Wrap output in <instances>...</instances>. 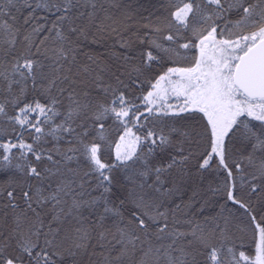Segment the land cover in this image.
Instances as JSON below:
<instances>
[{
  "label": "snow or ice",
  "instance_id": "obj_1",
  "mask_svg": "<svg viewBox=\"0 0 264 264\" xmlns=\"http://www.w3.org/2000/svg\"><path fill=\"white\" fill-rule=\"evenodd\" d=\"M17 2L0 0V38L7 36L3 56L9 57L6 67L0 59V95L7 93L5 102H0V117L33 129L34 135L33 143H26L20 133H15L17 142L0 138V209L4 210L0 264H160L161 257L165 264H225V254L227 264H240L241 260L264 264V216L257 222L252 215L253 196L264 206V0H188L171 16L185 29L194 18L206 25L193 31L198 43L181 35L179 29L173 32L172 20L153 27L154 38L148 33L137 37L146 45L139 62L123 57V71L116 76L123 88L104 84L99 74L92 80L104 99L94 96L93 87L81 79L92 75L91 64L97 63L94 57L88 56L91 64L72 71L80 51L73 37H86L92 27L98 31L106 27L103 21L96 22L97 0H35V8L56 16L47 32H55L52 39L57 43L44 47L49 35L35 43L45 28L35 24L25 33L27 43L19 51L16 38L20 28L8 23L17 19L13 13ZM23 7L32 9L23 18V25H28L35 19V9L31 0ZM234 12L239 15L235 26L241 29L236 33L227 29V22L225 27L219 23ZM226 30L236 38L217 39ZM120 44L131 47L128 40L122 39ZM210 47L212 56L208 55ZM191 49L200 53L193 67H170L152 85L155 89L171 74H178L183 83L177 95L184 97V103L160 105L154 99L157 93L148 91L141 101L147 115L139 111L127 88L137 86L140 77L164 56L170 59ZM121 76L127 77L128 84ZM29 91L32 99L23 103ZM9 104L17 109L15 115L9 114ZM195 112L203 113L211 129L200 152L185 148V143L192 142L193 132L174 122L180 113ZM30 114H35V120ZM108 119L124 128L121 140L135 136V145L140 147L139 151L136 146L124 153L117 151L111 164L102 162L98 142V138L104 139ZM167 119L173 123L168 124ZM253 120L259 123L252 124ZM134 128L141 134L136 135ZM45 135L54 141L51 148L41 146ZM170 148L175 154L169 153L166 163L153 164L158 152ZM14 158L21 162L13 165ZM9 167L16 172L3 171ZM213 167L223 173L220 189L213 191L222 190L226 203L243 209L255 224L259 235L254 259L243 251L237 257L234 247L225 249L226 239L217 247L216 230L226 236V227L217 225L205 232L193 225L182 231L177 219L181 205L166 206L177 191L175 182L166 187L172 169L182 176L192 175L194 169L203 178ZM117 169L123 173L122 179L114 175ZM195 197L194 190L189 200ZM183 223L191 225L192 221ZM152 237L169 242L153 246Z\"/></svg>",
  "mask_w": 264,
  "mask_h": 264
},
{
  "label": "trees",
  "instance_id": "obj_2",
  "mask_svg": "<svg viewBox=\"0 0 264 264\" xmlns=\"http://www.w3.org/2000/svg\"><path fill=\"white\" fill-rule=\"evenodd\" d=\"M29 0H18L16 9H13L14 15L17 17L15 21L8 20V23L14 25V27L20 28V32L16 38V50H22L26 41L24 40V35L26 32H29L35 24H43L45 28L40 34V37L35 40V43H39V39L43 38V35H49V39L45 42L44 47L52 48L56 46V41L52 39L55 36V32L48 34L47 28L52 26V21L56 19V16L52 13L35 8V0H31L32 8L35 9L34 21H30L28 25H23V18L28 16L29 12L32 9L23 7L24 3H28ZM188 2V0H97V7L100 9L97 14V23L99 24L103 21L104 25L108 24V21H111L112 26L116 28L125 21L127 25H122L120 30L115 31L114 34L109 35L105 30V33H102L97 30V28L92 27L88 30L87 36H80L79 38L73 37L74 40H77V43L80 46V51L77 55V64L73 65L72 71L75 72L79 65L81 64H91L88 60V56H92L96 59V64H91L93 69L91 76H81V79L85 80L86 83L93 87V95L97 96L100 99H104L103 93L95 89L92 85V80L96 77L97 74L101 77L104 84H110L113 88L120 87L123 88V84H117L116 76L120 71H123L122 66L125 61L123 57L125 55L129 56L132 62L138 63L140 60V53L145 50L146 45H141L137 37H143L145 33H148L149 38H154V34L151 31L153 27L156 26H165L167 20H172L171 25L172 31L176 32L179 29V32L184 37H192L194 43H198V38L193 37V31H199L203 28L204 24L196 23L194 18V26L191 23L188 24L187 29L184 26L177 24L171 16L172 12H175L178 8L183 7V4ZM197 2H202V0H197ZM105 15L110 16V19H104ZM43 17V18H42ZM7 20V17H4ZM239 19L237 13H233L225 18V20L219 21L221 27H225L227 22V29L230 24H234ZM190 22V21H189ZM147 26V27H146ZM67 26L65 25V28ZM119 29V28H118ZM241 29L236 28V31L239 32ZM254 29H245L246 32L253 31ZM206 34V33H205ZM228 35V31L225 32ZM226 35V36H227ZM223 37H217L221 39ZM225 37L224 39H227ZM128 40L131 43L130 48L121 47V40ZM7 40V36H2L0 38V59L3 60L4 66H7V61L9 57L3 56V50L7 49V44L3 41ZM92 42H95L93 44ZM181 43L185 40H181ZM35 51V48L32 49ZM198 49L191 50H181V54L178 58L176 55H172L169 59L167 56H164L158 62H155L151 65V71L146 73L144 76L140 77V82L137 83V86H129L127 88V93L132 99V102L139 106V111L145 112V104L142 103L143 96L147 94L148 91H151L152 85L155 84L156 79L163 75L168 68H190L195 64V58L199 57L196 55ZM242 54V53H238ZM175 57V58H173ZM190 61V62H189ZM3 68H0L2 71ZM121 80L124 81V84H128L127 77L121 76ZM181 78L178 74H171L169 79L161 81L159 84L160 88H163L161 94L157 93V96L154 99L157 100V104L160 105H179L183 99L182 96L172 94L169 90H165L167 85H174L177 87ZM182 82V81H181ZM181 84V83H180ZM176 88V87H175ZM54 94V93H53ZM67 93H65V96ZM7 96V93L0 95V102H5L4 97ZM33 93L28 92L26 98H24L23 103H27L32 99ZM111 99V97H107ZM23 103L20 106H23ZM153 108L156 105H152ZM17 109H15L11 104L8 106V112L10 115H15ZM178 111V110H177ZM145 115L147 113L145 112ZM31 118L35 120V114H30ZM63 117H58L56 123H60V120ZM250 119V118H249ZM168 124L173 123V119H167ZM176 126H187V130L193 132L192 142L185 143L186 149H192L195 152H200L205 147V137L210 136V126L207 125L206 117L203 116V113H180L179 117L174 119ZM252 124H258V121H251ZM43 127V125H41ZM131 127V125H129ZM15 129V132L13 131ZM167 130V129H165ZM47 131V129H46ZM136 135L141 133L137 129H133ZM15 133H20L21 138L26 143H33L34 130L28 127L21 128V126L10 123L6 117H0V138L5 140L12 138L14 142ZM124 134V128L119 124V122H114L112 119H108L105 124V133L104 139L101 141L98 138V142L101 144L100 158L104 163H113L116 158L117 151L124 153L129 151L131 147L136 146L137 151L140 150L138 145H135V136H126L125 141L121 140V135ZM93 135H96L93 133ZM91 139V137H90ZM54 141L50 136H43L41 146L44 148H51ZM123 147V145H125ZM119 145V148L117 147ZM237 148L240 147V144L237 142L235 145ZM123 147V148H122ZM174 153L173 149H168L165 152H158L152 159L153 164L158 162H167L168 154ZM17 151V155H18ZM31 158V157H30ZM21 161L13 159L12 164L15 165ZM4 172L8 174L15 173L16 170L14 167H9L3 169ZM192 175L182 176L175 168L167 174V184L166 187H172L173 182H175L177 191L171 196L170 200L166 201L167 207H174L176 204L181 205L180 210L177 212V219L181 221L179 228L182 231H188L193 225H199V227L205 232H210L217 225L219 228L223 229L226 227V236H221L219 229L216 230L217 236V247H219V242L226 239L224 244L225 249L228 247H234L237 257L240 252H244L250 259H254L256 256V245L258 241V231L255 228V224L252 222L251 217L238 206L233 205L231 202L226 203V196H224L222 190L213 191V189H220V186L223 182V173H217L215 167L210 170H206L203 173V178L199 174L195 173V170L192 169ZM114 175L117 179H122L123 173L119 169L114 171ZM239 181L237 185L239 187ZM196 192V197L194 201H190L189 198L193 195V191ZM191 203L192 206L189 208L187 205ZM252 207L254 209L252 215L256 217V221L260 222L261 217L264 216V206L261 205L260 200L257 196L252 197ZM4 215V210L0 209V218ZM225 219L228 220L227 226H225ZM191 220L192 224H185L183 221ZM168 240H157L155 237H152L153 246H159L161 244H167ZM175 255V253H174ZM202 259V258H201ZM222 259L227 264L229 257L225 254ZM87 258H85V261ZM245 264L243 260L240 262ZM160 264H165V259L161 257Z\"/></svg>",
  "mask_w": 264,
  "mask_h": 264
},
{
  "label": "rangeland",
  "instance_id": "obj_3",
  "mask_svg": "<svg viewBox=\"0 0 264 264\" xmlns=\"http://www.w3.org/2000/svg\"><path fill=\"white\" fill-rule=\"evenodd\" d=\"M187 3V2H186ZM198 19V18H197ZM189 23H191V25L192 26H194V19L193 20H190V22ZM122 25H127V23L125 22V21H123L120 25H119V29L118 28H116L115 26H112V24H111V21L109 20L108 21V24H106V27H105V29H106V32L109 34V35H112V34H114L115 32H113V31H111V29L113 28V27H115L116 29H117V32H118V30H120V28L122 27ZM204 27H206V25H204L203 26V28ZM236 26H235V22H234V24H230V26H229V28H228V30H231V31H236ZM227 31V30H226ZM100 32H102V33H104V34H106L105 33V30L104 31H100ZM233 33H235V32H233ZM227 34H225L224 36H223V39L225 38V37H228L227 39H235L236 37H235V35H232V36H229V35H227ZM93 44H95V42H92ZM200 53H199V50H198V53L196 54V55H199ZM208 55L209 56H212L213 55V52H212V50H211V47L209 48V50H208ZM179 56H176V58H178ZM173 58H175V57H173ZM175 58V59H176ZM190 62V61H189ZM180 83H183V81L181 82L180 81ZM180 83H179V86H180ZM159 86H162V85H158L157 86V88H153L151 91H154V92H156V93H159V94H161L162 92H163V88H160ZM168 87L165 89V90H169V92L170 93H172V94H176L177 95V92L178 91H180V87H177V86H175V84L174 85H167ZM176 87V88H175ZM183 97V96H182ZM184 103V97H183V99H182V101H181V103L180 104H183ZM179 104V105H180ZM178 110V109H177ZM206 120H207V118H206ZM125 141V140H124ZM124 146H126V144L125 145H123V147ZM122 147V148H123ZM241 264V263H240Z\"/></svg>",
  "mask_w": 264,
  "mask_h": 264
}]
</instances>
